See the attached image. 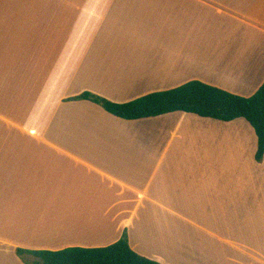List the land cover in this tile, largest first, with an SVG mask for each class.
Returning <instances> with one entry per match:
<instances>
[{"label":"crops","instance_id":"crops-1","mask_svg":"<svg viewBox=\"0 0 264 264\" xmlns=\"http://www.w3.org/2000/svg\"><path fill=\"white\" fill-rule=\"evenodd\" d=\"M192 81L257 93L264 0H0V264L125 234L159 264H232L225 247L264 264V239L240 228L264 214L247 121H125L70 101L125 104Z\"/></svg>","mask_w":264,"mask_h":264},{"label":"trees","instance_id":"trees-1","mask_svg":"<svg viewBox=\"0 0 264 264\" xmlns=\"http://www.w3.org/2000/svg\"><path fill=\"white\" fill-rule=\"evenodd\" d=\"M83 100L93 102L109 114L125 121L156 118L177 112L221 122L244 119L253 127L257 136V162H261L264 157V84L249 98L192 81L125 104L113 103L91 93L70 99ZM17 255L24 264H159L133 251L126 234L120 241L105 248H69L57 252L19 249ZM27 257H33L34 260L30 262Z\"/></svg>","mask_w":264,"mask_h":264},{"label":"rangeland","instance_id":"rangeland-1","mask_svg":"<svg viewBox=\"0 0 264 264\" xmlns=\"http://www.w3.org/2000/svg\"><path fill=\"white\" fill-rule=\"evenodd\" d=\"M249 181H251V180H249ZM259 181H260L259 179H256L257 186H258ZM263 181H264V179H263ZM263 181L260 184H262ZM261 211H256L255 212L256 218L252 222V224H255V225L248 226V228L240 227L241 228V233L246 232L247 234L250 235V239H252V240H255V239L260 240V238L264 239V218H263L264 214L260 213ZM255 220H256V222H255ZM240 248L243 249V250H247V245L245 243H241L240 244ZM250 250L254 251V247L251 246V245H250ZM224 253H226L225 259L227 261H229L230 263H232V264L236 263V257L237 256L238 257L239 256L240 257L243 256V255H241L240 251H236L235 249H231V248L228 249L226 247L224 248ZM235 253H239V255H236ZM27 260L32 262L33 258L27 257ZM244 262L247 264V263L251 262V260L245 259ZM239 264H240V262H239Z\"/></svg>","mask_w":264,"mask_h":264}]
</instances>
